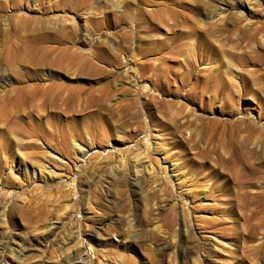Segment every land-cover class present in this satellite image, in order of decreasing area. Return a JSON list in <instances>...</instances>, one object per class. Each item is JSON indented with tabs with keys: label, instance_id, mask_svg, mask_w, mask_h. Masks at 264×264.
I'll return each mask as SVG.
<instances>
[{
	"label": "rangeland",
	"instance_id": "rangeland-1",
	"mask_svg": "<svg viewBox=\"0 0 264 264\" xmlns=\"http://www.w3.org/2000/svg\"><path fill=\"white\" fill-rule=\"evenodd\" d=\"M0 140V264H264V6L0 0Z\"/></svg>",
	"mask_w": 264,
	"mask_h": 264
},
{
	"label": "bare ground",
	"instance_id": "bare-ground-1",
	"mask_svg": "<svg viewBox=\"0 0 264 264\" xmlns=\"http://www.w3.org/2000/svg\"><path fill=\"white\" fill-rule=\"evenodd\" d=\"M77 1V3H78V5L79 6H83V7H87V8H89L90 6H92V4L94 3V2H104V1H106V0H76ZM240 1V2H239ZM241 1H243V4H242V2ZM237 3H239L240 5H241V7H243V5H244V3L245 4H249V5H252V4H257V5H259V6H261V5H263L264 6V0H237ZM111 12V11H110ZM59 28V27H58ZM57 28V29H58ZM52 30H54V29H52ZM56 30V29H55ZM48 31V30H47ZM57 31V30H56ZM59 31V30H58ZM52 32V31H51ZM61 33V34H60ZM44 35V34H43ZM39 36V38L40 39H43V40H49V39H51V37H49V36ZM49 35V34H48ZM56 37H59V38H63V37H66L65 39L68 41H71L72 39H73V28H66L65 26H62V27H60V32H59V34L56 36ZM220 49V48H219ZM244 88H242V90H243ZM245 90V89H244ZM227 91H228V89H227ZM226 91V92H227ZM230 92V91H229ZM229 92H227L228 94H229ZM235 123V122H234ZM235 126H237V125H239L238 123H235L234 124ZM2 138V137H1ZM3 140H5V139H3ZM5 144V143H4ZM4 144H3V142L0 140V154H2L3 155V151H4ZM75 145V144H74ZM9 146V145H8ZM7 147V146H6ZM9 148V147H8ZM6 149V148H5ZM80 150V149H79ZM86 150V149H85ZM83 154H84V152H82ZM235 153V152H234ZM230 158H231V156H229L228 158H224V157H220V156H218V162L220 163V165H223V164H227V163H229V161H230ZM157 161V160H156ZM137 165V164H136ZM146 167V166H145ZM147 167H149L148 165H147ZM172 167H174L173 165H172ZM19 169V168H18ZM21 170L22 171H24V172H26V168L24 167L23 169L21 168ZM172 170V169H171ZM137 171V170H136ZM173 171V170H172ZM148 172V171H147ZM32 173L33 174H35V169H32ZM138 173V172H137ZM121 179V178H120ZM204 191V190H203ZM248 194H249V196L251 195V196H253L255 199L256 198H258V199H263L264 200V189L263 190H261V191H258V192H248ZM252 197V198H253ZM263 206H264V204H263ZM195 208V207H194ZM263 210H264V207H263ZM180 219V218H179ZM78 250L79 249H76V250H74V252H72V254H70V258H69V260L71 261V258H73V260H74V257H76L77 259H78V262L79 263H83L84 262V258H80L79 256H78ZM73 251V250H72ZM69 252V251H68ZM69 255V254H68ZM76 255V256H75ZM80 255V254H79ZM78 256V257H77ZM119 259V258H118ZM68 260V261H69ZM63 263H65V262H63ZM72 263V262H71ZM70 264V263H69Z\"/></svg>",
	"mask_w": 264,
	"mask_h": 264
}]
</instances>
